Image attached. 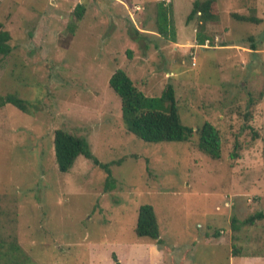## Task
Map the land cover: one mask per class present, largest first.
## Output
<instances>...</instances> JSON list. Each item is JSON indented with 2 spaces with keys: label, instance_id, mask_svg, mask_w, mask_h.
<instances>
[{
  "label": "rangeland",
  "instance_id": "374dc122",
  "mask_svg": "<svg viewBox=\"0 0 264 264\" xmlns=\"http://www.w3.org/2000/svg\"><path fill=\"white\" fill-rule=\"evenodd\" d=\"M194 1L0 0L12 46L0 95L29 102L0 106V264H264V219L240 223L264 210V0H216L204 44L188 21ZM117 69L149 96L173 84L184 124L219 129L220 158L197 131L161 142L132 133L109 82ZM60 127L110 163L112 188L83 155L59 170ZM147 203L162 247L136 232Z\"/></svg>",
  "mask_w": 264,
  "mask_h": 264
},
{
  "label": "trees",
  "instance_id": "16d2710c",
  "mask_svg": "<svg viewBox=\"0 0 264 264\" xmlns=\"http://www.w3.org/2000/svg\"><path fill=\"white\" fill-rule=\"evenodd\" d=\"M215 4L216 0H195L192 10L188 14V21L198 20L197 39L200 44H204L207 39L212 38V34L206 33L204 27L208 22L219 18ZM161 9H165L163 5H160ZM84 12V4H77L75 14L78 20L84 17ZM164 14L165 12H163ZM234 15L241 20L259 21L254 16L237 13ZM162 17L167 22V17L165 15ZM163 32L167 34V27ZM250 39L253 40V37L251 36ZM10 40L11 33L5 28L4 22L0 20V54L7 55L11 53ZM253 45L255 46V44ZM109 82L121 98L123 117L127 127L136 136L151 142L183 141L189 140L194 132L197 131L199 133L200 149L213 158H220L222 139L219 129L209 121H206L197 130L184 124L178 112L176 90L173 84H168L161 95L149 96L135 85L134 81L123 69H117L110 77ZM8 103L17 106L24 112L29 111L28 100L15 93L0 95V106ZM161 105H166L167 109H161ZM54 149L60 171H69L74 166L76 159L83 155L107 172V188H112L115 185L110 163L100 162L93 154L86 137L61 127L57 128L54 132ZM262 219H264V210H259L241 220L240 223L254 224L256 220ZM234 221L238 220L235 218ZM235 228H237V225H235ZM136 232L139 236L149 237L160 247L163 246L164 239L161 236L157 213L152 204L147 203L140 206ZM216 235L219 236V232ZM115 264L123 263L117 258Z\"/></svg>",
  "mask_w": 264,
  "mask_h": 264
}]
</instances>
